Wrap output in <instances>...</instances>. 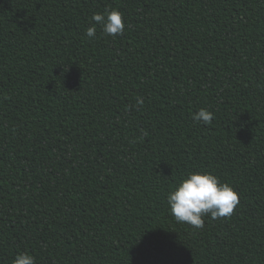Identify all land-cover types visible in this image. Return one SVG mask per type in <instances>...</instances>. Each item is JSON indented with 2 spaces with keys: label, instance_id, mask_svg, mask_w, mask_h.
<instances>
[{
  "label": "trees",
  "instance_id": "16d2710c",
  "mask_svg": "<svg viewBox=\"0 0 264 264\" xmlns=\"http://www.w3.org/2000/svg\"><path fill=\"white\" fill-rule=\"evenodd\" d=\"M106 9L123 34L87 37ZM190 172L238 193L230 216L177 222ZM20 252L264 264V0H0V264Z\"/></svg>",
  "mask_w": 264,
  "mask_h": 264
},
{
  "label": "clouds",
  "instance_id": "9594fccd",
  "mask_svg": "<svg viewBox=\"0 0 264 264\" xmlns=\"http://www.w3.org/2000/svg\"><path fill=\"white\" fill-rule=\"evenodd\" d=\"M91 20L94 23L86 30L89 38L96 36L97 25L103 34H123L122 14L117 9L93 13ZM137 103H142V99L138 97ZM192 118L207 125L212 122L213 114L202 108L193 113ZM238 203V193L229 184L221 183L215 175L208 172L188 173L167 194V204L177 222L187 223L194 228L204 226L205 215H210L212 219L230 216ZM12 264H35V261L27 252H20L16 254Z\"/></svg>",
  "mask_w": 264,
  "mask_h": 264
}]
</instances>
